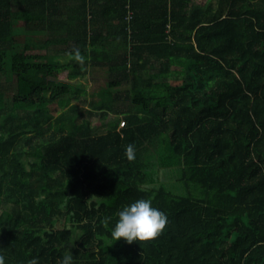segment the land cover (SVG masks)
Instances as JSON below:
<instances>
[{
    "label": "trees",
    "instance_id": "16d2710c",
    "mask_svg": "<svg viewBox=\"0 0 264 264\" xmlns=\"http://www.w3.org/2000/svg\"><path fill=\"white\" fill-rule=\"evenodd\" d=\"M142 197L164 230L116 241ZM69 253L264 264V0H0V255Z\"/></svg>",
    "mask_w": 264,
    "mask_h": 264
},
{
    "label": "clouds",
    "instance_id": "9594fccd",
    "mask_svg": "<svg viewBox=\"0 0 264 264\" xmlns=\"http://www.w3.org/2000/svg\"><path fill=\"white\" fill-rule=\"evenodd\" d=\"M117 217L111 235L116 241L123 239L128 243L148 241L157 237L164 230L168 219L162 210L153 206L150 198L143 197L122 206L117 212ZM72 262L71 253L59 260V264H72ZM0 264H5L3 255H0ZM27 264H38L37 258L29 259Z\"/></svg>",
    "mask_w": 264,
    "mask_h": 264
},
{
    "label": "rangeland",
    "instance_id": "374dc122",
    "mask_svg": "<svg viewBox=\"0 0 264 264\" xmlns=\"http://www.w3.org/2000/svg\"><path fill=\"white\" fill-rule=\"evenodd\" d=\"M14 25L15 26H19V25H21V22L20 21H16L14 23ZM49 75L56 76L59 80H65V78L67 76V72L66 71L50 72ZM105 75L106 74L103 71H98L97 72V77H96L97 83L94 86V90L100 89V86H103L105 84V81H106L105 80V78H106ZM2 78L10 79L11 78V75H10L9 71H6V73H4V75L2 76ZM78 105L80 107H86L87 106L86 98H85L84 95L79 97V99H78ZM160 179L162 181H166L167 180L166 174H163V172H161Z\"/></svg>",
    "mask_w": 264,
    "mask_h": 264
},
{
    "label": "crops",
    "instance_id": "0c3cea01",
    "mask_svg": "<svg viewBox=\"0 0 264 264\" xmlns=\"http://www.w3.org/2000/svg\"><path fill=\"white\" fill-rule=\"evenodd\" d=\"M194 1H196V2H204L206 5H212L213 4V0H194ZM115 46H112L110 49L111 50H113V49H115L114 48ZM67 72V71H66ZM90 86V82H88L87 84H86V88H88ZM89 93V92H88ZM90 94H87V95H85V98H86V100H87V102H88V100H89V98H90V96H89Z\"/></svg>",
    "mask_w": 264,
    "mask_h": 264
},
{
    "label": "built area",
    "instance_id": "2783aa9c",
    "mask_svg": "<svg viewBox=\"0 0 264 264\" xmlns=\"http://www.w3.org/2000/svg\"><path fill=\"white\" fill-rule=\"evenodd\" d=\"M130 17H131V14L129 13V14L126 16V19L129 20ZM122 126H123V122H121V124H120V127H122Z\"/></svg>",
    "mask_w": 264,
    "mask_h": 264
}]
</instances>
